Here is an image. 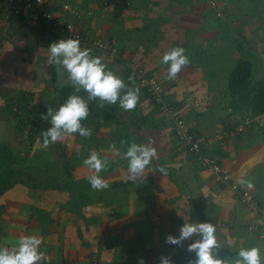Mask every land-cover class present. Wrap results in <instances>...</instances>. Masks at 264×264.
I'll use <instances>...</instances> for the list:
<instances>
[{"label":"crops","instance_id":"1","mask_svg":"<svg viewBox=\"0 0 264 264\" xmlns=\"http://www.w3.org/2000/svg\"><path fill=\"white\" fill-rule=\"evenodd\" d=\"M215 1L221 16L211 7V0H64L74 11L67 13L60 5L56 12L83 34L103 39L118 50L114 59L92 49L91 55L100 57L107 70L127 82V87L136 88L128 78L133 66H144L147 73L158 77L164 83L168 101L186 112L197 138L206 140L208 136L224 134L220 141L208 145L206 154L223 165L234 184L250 190L258 204L264 206V116L252 118L248 106H232L228 78L235 66L227 70L221 65L227 54L235 53L241 59V48L234 41L248 43L256 33L258 55L264 54V14L260 16L254 0ZM43 34L19 18L8 22L0 15V98L5 96L6 88L13 93L34 90L38 83L33 74L38 77L36 82H51ZM252 41L248 43L250 52L255 50ZM175 47L183 48L192 64L175 79H168L162 57ZM196 56L200 59L193 64ZM217 56L214 65L218 70L223 66L221 74L212 66ZM261 69L258 76H264V67ZM207 87H217L215 96L208 104L201 101L202 105L195 109L191 98L201 99L198 92ZM72 92L78 94L74 89ZM79 95L86 97L83 91ZM146 95L140 90L139 101ZM141 104L137 112L128 111L122 120L118 103L99 109L95 108L98 103L90 105L92 115L87 120L93 116L100 118L99 123L93 126L91 141L75 138L69 153L63 148L64 156L69 157L64 165L58 154V187L17 184L0 198V205L5 206L4 212L0 209V247L11 249L20 238L35 235L42 241L40 250L45 258L51 257L53 264H138L140 258L149 264L160 262L162 256L179 261L194 255L187 251L190 241L183 246L172 245L165 243L167 236H178L184 223L211 222L222 257H235L241 248L251 247H258L264 257V226L257 213L216 182L209 171L200 167L198 158L179 150V143H174L169 126L151 100L148 105ZM93 111L99 114L95 116ZM0 119L10 123L6 113L1 112ZM247 120L252 121V126L239 135L235 130ZM11 124L15 129L8 138L16 142L12 136L20 133L19 122ZM82 124L85 126V122ZM105 127L110 128V137L103 140L99 134ZM148 128L152 129L150 135L145 133ZM131 129L143 136L135 143L156 149L145 176L137 182L128 181V162L120 155L127 148L118 138ZM112 144L118 151L110 147ZM25 145L21 156L25 155ZM93 151L108 160L107 170L99 175L109 186L100 191L91 188L88 177L94 172L83 164ZM68 162L75 164L72 178L61 182L59 177L66 173ZM40 164L45 165L40 160L31 168L42 170ZM240 179L252 187L241 186ZM42 264H46L45 259Z\"/></svg>","mask_w":264,"mask_h":264},{"label":"clouds","instance_id":"2","mask_svg":"<svg viewBox=\"0 0 264 264\" xmlns=\"http://www.w3.org/2000/svg\"><path fill=\"white\" fill-rule=\"evenodd\" d=\"M91 51L89 48H82L79 39L72 38H62L48 46V63L55 65L59 71L66 72L67 82L73 86L75 93L82 90L86 97L69 95L58 109L47 108L46 113L41 114L40 119L50 123L46 130L40 132V146L45 149L72 134L90 137L92 130L83 126L82 121L87 120L92 104L98 103L103 107L105 104L118 103L125 111H132L137 106L139 87H127L123 79L107 70L102 59L92 56ZM162 63L167 65V78L175 79L190 61L183 48L175 47L163 55ZM121 143L123 145L125 142ZM110 147L118 151L115 144ZM120 155L128 162V181L137 182L145 176V169L156 156V149L150 145L131 142ZM83 164L94 172L88 177L93 190L108 188L109 185L99 175L107 170V159H101L96 152H91ZM238 182L241 186L247 184V187H252L244 179ZM185 241H190L187 251L194 254L189 264H264V257L258 247L241 248L232 258L222 257L216 228L211 222L184 223L179 229V235L167 236L165 243L183 246ZM41 243L40 238L31 235L20 238L11 249L0 247V264H42L45 256L40 250ZM138 264H144V260L140 258ZM160 264H172V261L162 256Z\"/></svg>","mask_w":264,"mask_h":264},{"label":"built area","instance_id":"3","mask_svg":"<svg viewBox=\"0 0 264 264\" xmlns=\"http://www.w3.org/2000/svg\"><path fill=\"white\" fill-rule=\"evenodd\" d=\"M210 4L213 9L217 10L216 14L221 16L217 1L211 0ZM60 5L67 13L74 11L70 4L64 3V0H0V15L8 22L13 17L19 18L23 20L26 26L35 29H42V26L45 24L47 28L52 27L57 33H61L63 35L62 38L79 39L82 48L96 50L109 55L113 59L116 58L118 50L112 47L108 42L103 39H92L83 34L72 21L62 19L56 12V8ZM45 37L47 38L48 35ZM131 72L133 79L139 84V87L146 90L150 100L155 102L159 113L177 134L178 140L181 143H185L190 152L198 157L201 167L209 171L215 177L216 182L229 188L242 205L255 214L257 213L264 226V206L258 204L256 196L250 190L234 184L233 180H231L217 159L204 153L202 143L194 138L186 120L178 111L174 110L168 102V95L164 83L158 77L149 76L142 66H133ZM251 126V121L247 120L235 131L240 134L243 132L242 127L247 129ZM226 133L227 132H225V134ZM45 263L53 264L50 256H46Z\"/></svg>","mask_w":264,"mask_h":264},{"label":"trees","instance_id":"4","mask_svg":"<svg viewBox=\"0 0 264 264\" xmlns=\"http://www.w3.org/2000/svg\"><path fill=\"white\" fill-rule=\"evenodd\" d=\"M62 18V17H61ZM14 19V17L12 18ZM11 19V20H12ZM64 19V18H62ZM42 32H44V38H43V43L45 44L46 47H48L52 42L58 41L62 39V34L57 33L56 30L52 27L47 28L45 24L42 26ZM48 37L46 38L45 36ZM240 49V48H239ZM242 49V48H241ZM144 67V66H143ZM56 66L55 65H50L49 66V71L51 74V84L54 85L55 88V83H56ZM132 72L131 69H129V79H130V84H133L136 87H139V84L133 79L132 77ZM149 76H152L151 73L148 72ZM255 78V68L254 64L252 61L248 60L247 58H241L238 60L235 68L231 71L229 78H228V92L229 96L232 100V106L234 107H240V106H248L250 108V117L256 118V117H261L264 116V81L261 82H254ZM44 81H46L44 79ZM133 86V87H134ZM140 88V87H139ZM145 94H147L146 90L140 88ZM49 102V101H48ZM153 106H156L154 101H151ZM172 108L178 112L181 110L172 101H168ZM19 103V102H18ZM139 104H141V101L137 103V106L133 112H137V108H139ZM18 105V104H17ZM41 105V109H44L45 106L44 104H39ZM38 105V106H39ZM8 110L12 111L13 106L9 103ZM18 110L16 111V114L18 115L19 118L22 117L24 119V115H29L27 120V123H29L32 127V130L26 140H23V143L26 144L25 149L23 150L22 153H24V158H19V156H16L17 153L19 154L21 151H18V146L16 145V142L19 143V140L16 142H11L10 139L8 138V135L10 134L9 132H12L15 128L12 126L11 123H9L6 120L0 119V198L4 195L6 191H8L10 188H12L14 185L17 184H23V185H31L34 184L36 187H44L49 186L51 188H56L58 187L56 185L58 183V175H59V168L55 169V171H52L53 166H60L59 164H51L47 165L46 168L43 170H34L31 167H25L27 163L28 156L30 154V150L37 138V135H35V130L34 128H37L41 123L44 124L46 121H43L40 119L41 113L30 110L27 105H24L23 101L18 105ZM93 114L96 116L99 113L93 111ZM89 115H92V112L89 113ZM33 116V117H32ZM184 117V116H183ZM252 120V119H251ZM41 122V123H40ZM22 125H21V124ZM20 123L18 126L20 127L21 130L25 129V124L20 120ZM252 123V121H251ZM168 125V124H167ZM189 125V124H188ZM169 126V125H168ZM171 135L174 136L175 141L174 143H179V150L182 153H186L187 155H190L193 159H197L198 157L194 155V153H191L188 146L185 143H181L178 138L177 134L171 129ZM190 131L194 138L202 143V147L204 150V153H206V148L202 140L197 138L194 133L192 132L191 128ZM14 132V131H13ZM21 141V140H20ZM53 146V144H51ZM15 151V152H11ZM14 153V154H12ZM16 157V158H15ZM219 162V161H218ZM69 163V162H68ZM197 163L200 165V162L197 161ZM219 164L223 167V165L219 162ZM51 166V167H50ZM49 170L48 171V169ZM201 167V165H200ZM75 168V164H67L66 165V173H62L63 175L60 176V181H70L72 178V171ZM224 168V167H223ZM45 171V172H44ZM65 171V170H63ZM16 174H20L24 176L22 177L21 180L13 181V177ZM63 177V178H62ZM65 177V178H64ZM214 177V176H213ZM215 180V177H214ZM31 183V184H30ZM0 209L2 212L5 211V206L0 205ZM1 234V233H0ZM195 238V237H194ZM230 255V254H229ZM227 255V256H229ZM233 255V254H232ZM194 255H191L190 257H184L179 261L176 260H171L172 264H189V260L193 259ZM120 264V263H119ZM148 264V263H147ZM149 264H160V262H151Z\"/></svg>","mask_w":264,"mask_h":264},{"label":"rangeland","instance_id":"5","mask_svg":"<svg viewBox=\"0 0 264 264\" xmlns=\"http://www.w3.org/2000/svg\"><path fill=\"white\" fill-rule=\"evenodd\" d=\"M255 1V5L258 7V8H260V12H259V14H260V16L262 15V14H264V5H261V4H264V0H254ZM260 3V5L261 6H259L258 4ZM260 20H263V19H260ZM263 26H264V23H261ZM252 35V34H251ZM258 35H259V33H256L255 34V36H254V38H252V37H250V39H249V42L248 43H250L252 40V42L254 43V47H255V50H252V52H250L249 50V45H248V43H246L245 41H243L242 39H240V40H235L234 42H235V44L236 45H238V47L239 48H242L241 49V58H247L248 60H250V61H252L253 62V64H254V68H255V78H254V82H257V81H260V80H263L264 78V76H261V75H259L258 76V74H259V72L261 71V70H263V69H261V67L260 66H264L263 65V63H262V61H261V59H260V57H259V52L257 51V49L259 50V48L260 47H258L257 45H256V43L258 42L257 41V37H258ZM42 42V41H41ZM257 44H259V42L257 43ZM256 47H257V49H256ZM240 51V50H239ZM250 53V54H249ZM235 53H233V54H227L225 57H226V59L227 60H225V62H224V60L223 59H221V65H223V66H226V68H227V70L228 69H232L234 66H236V64H237V62H238V55H234ZM240 54V53H239ZM106 55V54H105ZM186 56L188 57V58H190V56H189V54H186ZM238 57V58H237ZM217 58H218V56L217 57H215L214 59H213V61H212V66L214 67L213 69H216V71H217V73H223V66H221V69L220 70H218V66L217 65H214V63H216V61H217ZM195 61H194V63L193 64H196L197 63V61L200 59L198 56H196V57H194L193 58ZM189 61H190V63L189 64H192V62H191V60L189 59ZM188 64V65H189ZM209 64H211V62H209ZM57 68V67H56ZM192 68H193V66H192ZM214 71V70H213ZM216 73V74H217ZM257 78H260V79H258V80H255V79H257ZM33 79H34V81H35V83H38L37 85H36V88L34 89V90H30L29 88H27V90H25V91H21V92H15V93H13L12 91L13 90H10L9 88H6L5 89V91H7V92H5V96H3V97H1L0 98V114H1V112L4 114V113H6V114H8L9 115V118H10V123H13V124H17V121L20 123V120L22 121V122H24V124H25V129L22 131L21 129H20V127L18 126V128L23 132V134L21 133V131H20V133L18 134V135H13L12 137H13V139H17V140H19V143H18V149L19 150H22L23 148H22V146H23V140L25 141L26 140V138H27V136L29 135V129H31L32 130V127H31V125L29 124V123H27V120H25V119H28L29 117V115L27 116V115H24L23 117H24V119H22V117L21 118H19L18 116H16L15 115V113H16V111L18 110V105H19V103L21 102V100L23 101V103H24V105H27L28 106V108L31 110H34V111H37V112H39V113H46V111H47V108H52V109H58L59 108V106L60 105H62V103H60L59 102V98H58V94H57V92H56V89L54 88V86L51 84V83H48V79H45L46 81H44V80H40L41 82H36V80H38V77H37V75H35V74H33ZM33 81V82H34ZM39 81V80H38ZM264 81V80H263ZM125 82V81H124ZM261 82V81H260ZM125 83H127V82H125ZM61 85H63V84H61ZM37 86H39V87H37ZM132 86H134L133 84H132ZM227 86V85H226ZM135 87V86H134ZM215 90H217V87H207L206 88V90H203V91H199L198 93H201L202 94V98L201 99H197V101L195 100V101H193V99L191 98V102H190V104L192 103V105L194 106V108L196 109V107L195 106H201L202 104L203 105H205V104H208L207 102H211V100H212V97H213V95H214V92H215ZM14 91H16L15 89H14ZM202 92H204V93H202ZM10 93V94H9ZM141 94H143V93H141ZM147 97L145 98V99H142V100H140L141 101V103L142 104H145V105H148V103H150V98L148 97V95H146ZM215 96V95H214ZM144 97H145V95H144ZM144 97H141V98H144ZM5 101V102H4ZM49 101V102H48ZM201 101H202V104H201ZM19 102V103H18ZM9 103L13 106V112L12 111H9L8 113L6 112L8 109V106L7 105H9ZM44 104V106H45V108L44 109H41L40 107H41V105H39V104ZM226 103H227V101H226ZM18 104V105H17ZM141 104V105H142ZM39 105V106H38ZM92 106V105H91ZM224 107H226V106H224ZM95 108H97V109H99V108H102V107H99V105L98 106H96ZM142 108V107H141ZM138 109V108H137ZM188 109H190V107L188 108ZM118 110V109H117ZM185 110H187V108L185 109ZM101 112V111H100ZM119 112H121L120 113V117H119V120H122L123 118H124V116H126V113L128 112V111H125V110H123V109H121L120 107H119ZM182 116H184L183 118L186 120V112L183 110V111H180L179 112ZM41 116V115H40ZM33 117V116H32ZM91 118L90 119H88V120H84V121H82V123L83 122H85V126H89L91 123H92V125L90 126V127H88V128H90L92 131L94 130V127L93 126H96V124H98L99 122V120L98 119H100V118H95V117H93V116H90ZM44 121V120H43ZM46 122L44 123V124H42L41 122V124L39 125V126H37V128H34V130H35V135H40V132L42 131V130H46L49 126H50V123H49V121H47V120H45ZM186 122H187V120H186ZM21 124V123H20ZM89 124V125H88ZM187 124H188V122H187ZM22 125V124H21ZM190 127V126H189ZM243 128V132L242 133H240L239 135H243V134H245L246 132H247V130L246 129H244V127H242ZM110 128L108 127V128H104V131H102L100 134H99V138H100V136H101V138L100 139H106V138H109L110 137V135H108L109 133V130ZM139 129V128H138ZM142 131H143V129H141ZM150 130H152L151 128H148L146 131H145V133H146V135H150L151 134V132H150ZM137 132H138V130H133V129H131V132H128L126 135H121V136H118V138H120L121 139V142L122 141H124L125 143L122 145L123 147H128V145L131 143V142H135V141H141L140 140V137L142 136V135H139V134H137ZM94 133L95 132H93L92 134L94 135ZM115 134V133H114ZM113 134V135H114ZM108 135V136H107ZM66 138V139H65ZM63 140H61V141H58V142H56L55 144H53L54 146H55V148H52V150H51V152L53 153V155H54V158H55V160H53L52 162H53V164H58L59 163V161H58V158H59V153L61 154V156H62V164L64 165L65 164V162L67 161V159H69V157H65L64 156V151H63V148H66V150H67V152L69 153V151H70V149L72 148V146L71 145H73V142H74V140H75V138H81V136H79V135H77V134H72L71 136H67V137H65ZM113 138V137H112ZM142 138H143V136H142ZM223 137H222V135H221V133H219L218 134V136L216 135V136H214V137H211V136H208L207 137V139L206 140H202V139H200V140H202V142H204L205 143V148L207 149V147H208V145L209 144H211V143H216V141H220V140H218V139H222ZM83 139H85L84 137H83ZM21 140V141H20ZM85 140H89V141H91V136L90 137H88V138H86ZM132 140V141H131ZM117 142V141H116ZM122 144V143H121ZM24 147H26V146H24ZM100 149H102L103 150V148L101 147ZM58 151V152H57ZM11 152H15V151H11ZM94 152V151H93ZM67 153V155L66 156H68L69 154ZM12 154H14V153H12ZM99 155V154H98ZM16 156H19V158L18 159H20V158H24V155L23 156H21L20 154H18L17 153V155ZM16 158V157H15ZM49 164V162H46V164L44 165V167L42 166V164H40V166L41 167H43V169L44 168H46V166ZM51 167V166H50ZM50 167H49V169H48V171L49 170H51L52 168V171L54 172L55 171V169H58L59 167L58 166H53L51 169H50ZM45 172V171H44ZM258 176H260V173L259 174H257ZM22 177L24 178V176H22V175H20V174H16V175H14V177H13V181H17V180H21L22 179ZM229 177L231 178V180H234L230 175H229ZM148 180V179H147ZM181 260V259H180Z\"/></svg>","mask_w":264,"mask_h":264},{"label":"water","instance_id":"6","mask_svg":"<svg viewBox=\"0 0 264 264\" xmlns=\"http://www.w3.org/2000/svg\"><path fill=\"white\" fill-rule=\"evenodd\" d=\"M261 61L264 64V54L259 55ZM260 67H264V66H260ZM56 86H57V91L58 94L61 92L62 88L70 85V83L67 82L68 78H67V73L66 72H61L56 68ZM63 84V85H61ZM38 141H40V143H38ZM42 143V137L40 135L37 136L32 149L30 151V154L28 156L27 159V163L25 165V167H31L33 164H38L40 160L46 158L49 155H53V153L51 152V147L49 146L48 148H43L40 146V144ZM172 168H177L179 167L178 165H171Z\"/></svg>","mask_w":264,"mask_h":264},{"label":"flooded vegetation","instance_id":"7","mask_svg":"<svg viewBox=\"0 0 264 264\" xmlns=\"http://www.w3.org/2000/svg\"><path fill=\"white\" fill-rule=\"evenodd\" d=\"M56 78H57V77H56ZM53 86H54V85H53ZM55 89H56V92H57V94H58L56 83H55ZM72 89H74V88H72V87H67V88L65 87L64 89L62 88L61 92L57 95L58 98L60 99V100H59L60 103L63 104V103L66 101V99L68 98L69 95L74 94V93L72 92ZM81 92H82V90H81ZM78 94H79V93H78ZM53 160H55V159H54V155H49V156H47L46 158L42 159L41 162H43L44 164H46V162H49L48 165H51V164H53V162H52ZM42 168H43V167H42Z\"/></svg>","mask_w":264,"mask_h":264}]
</instances>
